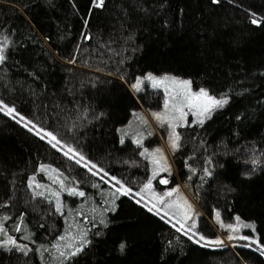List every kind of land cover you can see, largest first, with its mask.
<instances>
[{
  "label": "trees",
  "instance_id": "1",
  "mask_svg": "<svg viewBox=\"0 0 264 264\" xmlns=\"http://www.w3.org/2000/svg\"><path fill=\"white\" fill-rule=\"evenodd\" d=\"M4 37L0 107L15 114L0 111V243L11 237L24 251L0 247V264H264L259 244L229 239L226 227L252 223L264 247V0H0V46ZM148 72L189 77L228 100L180 127L164 171L205 214L194 207L195 235L110 179L136 189L155 171L141 153L160 144L154 125L169 130L153 116L164 94L144 79L132 87ZM69 146L76 155L64 154ZM82 232V251L60 257L54 245L74 251Z\"/></svg>",
  "mask_w": 264,
  "mask_h": 264
},
{
  "label": "snow or ice",
  "instance_id": "2",
  "mask_svg": "<svg viewBox=\"0 0 264 264\" xmlns=\"http://www.w3.org/2000/svg\"><path fill=\"white\" fill-rule=\"evenodd\" d=\"M216 2H218V0H213V3H216ZM103 3H104V0H93L94 7H102ZM251 23L254 25H258L261 23V21H259L257 19H252ZM3 39H4L3 46H0V63H3L4 60L6 59L5 49L7 47V37H4ZM145 80L151 81L153 88H159L161 86H164L165 93L168 97L167 99H165V102H164L165 112L164 113H153V116L156 120L160 121L162 126L164 123L167 122V123H169V126L173 128V130L169 136L170 144H171V147L173 148V150H175L179 146L178 141H179L180 137L175 132V127L168 120V116H167L168 111H174V112L178 113L179 116L176 117V119L183 121L184 118L188 114L187 112L184 111L185 108H187L189 112H192V114L194 116L203 117L205 115H210L212 111H214L218 108H223L228 103L227 98H216V97L210 95L208 93V91L205 89H201L199 92H193L191 90V81H188V80L178 81L175 78H169V77H163V78L157 79L156 77H153L151 74H149L147 77H145ZM168 82H170L174 87L170 89L167 86ZM141 83H142V81L138 78L137 82L135 84H133L132 87L138 92L141 90ZM170 101L172 102L171 103V109H169V102ZM0 111H5V114H7V115L15 114V109L10 108V107H8L6 109L3 107H0ZM22 121L25 122L26 127L29 123H31L30 121H25V117L20 116L19 120L17 122L20 123ZM198 122L200 124H203L204 121H203V119H199ZM28 130L29 131L35 130V134L40 136V139H42V140L45 139L46 137L50 138L49 139L50 143L53 141L55 142V143H52V147H54V148L60 144V141L57 139V137L55 135H53L50 132L43 131L42 129H38L35 124H32V126ZM41 132H43L42 135H41ZM149 134H151V133H149ZM123 142H124V140L122 137L121 143H123ZM134 143H136L139 146V145H141V140L136 139V140H134ZM69 153L76 155L75 150L70 146L67 147V151L64 154L67 156ZM155 153H161V150L156 149ZM155 153L150 154L153 156L152 162H153V164L159 165L160 162L163 161V155L161 154L159 157V160H157V159H155ZM141 155L145 156V155H149V154L147 153V150H145V152H142ZM69 158H72V157L69 156ZM80 161H85V157L83 155H80L77 163H79ZM253 163L255 164L256 161H253ZM84 166L85 167L88 166L87 161H85ZM96 168H97V165L91 164L89 171H91V169H96ZM159 170L160 171H167V167L166 166H160ZM96 174H97L96 172H92V175H96ZM157 174L158 173L154 171L153 178H155V176ZM206 174H208V173H206ZM104 175L107 176L108 174L104 173ZM110 179L114 180L116 184L120 185V188H118L116 191L120 192L121 195L127 196L129 194V192H131V189L125 188L124 185L121 183V181L117 180L115 177H111ZM105 182L107 183V181H105ZM160 182L163 184H166L167 180H161ZM37 187H39V185H37ZM151 187H152L151 180H149V182L144 185V189L150 190ZM61 188L63 189L62 183H61ZM144 189H142V191ZM172 191H176V190L173 189ZM67 192H68V195H70V196L76 195V196L83 197L85 195L84 192L77 191L75 188H68ZM36 195L43 196L44 193L43 192H37ZM55 195L57 196L56 211L59 212L61 210V203L59 200V194L56 193ZM165 195L170 197L172 195V192L165 193ZM114 198H118V197H114ZM159 199L162 200V198H159ZM181 201H183V198L178 197V199L176 201H172L169 204H166L165 207L175 206V207L179 208V207L183 206L188 211H190L191 205H188L187 201H183V204H181L180 203ZM137 203H139V201H137ZM153 207H155V205H153ZM148 210L152 211V208H149ZM158 212H159V209H157V213ZM185 215L187 217V212L185 213ZM5 219H7V217H5ZM216 219H217V221L220 220L219 213H217ZM237 220H239V217H237ZM101 223H103V221H101ZM221 226L224 227V225H221ZM195 227H196V225L193 222L191 225V228L188 229L187 231H191ZM226 227L229 228L232 232L238 231V228H236L232 225H227ZM245 227H252V225H245ZM181 228H184V224H181ZM16 230L19 231V228H17ZM180 230H181L180 228L177 229V231H180ZM0 232H5V230L2 226H0ZM193 235H195V233H193ZM84 236H86V233H83V232L80 233V237L82 240L81 246L75 247L74 251H70L67 254L63 251H60V245H58V244L54 245V247L59 252V256L64 257L66 259L68 255H71V256L77 255L80 251H82L83 246H85L88 243L87 240L83 239ZM228 238L233 239V237L231 235ZM59 239L63 241V240H65V237L61 236ZM189 239H192V236H189ZM240 239L249 240V237L241 236ZM200 240H205V238L203 236H200ZM198 242L199 241H194V243H198ZM222 243L223 242L219 239L213 240V241H206L205 240V244L220 245ZM250 243H257L258 244V241L251 240ZM9 245L16 247L17 250H19V251H24V248L17 245L16 241L14 239H12L11 237H8L6 240H4L2 243H0V247H7ZM64 246L67 247L68 249H72L74 247V244L73 243H66ZM248 246H250V245L249 244L244 245V247H248ZM124 247H125V245L122 243L120 245L121 250H123ZM260 250H261V254L264 255V248H261ZM25 254H27V253L25 252Z\"/></svg>",
  "mask_w": 264,
  "mask_h": 264
},
{
  "label": "rangeland",
  "instance_id": "3",
  "mask_svg": "<svg viewBox=\"0 0 264 264\" xmlns=\"http://www.w3.org/2000/svg\"><path fill=\"white\" fill-rule=\"evenodd\" d=\"M149 74H151L153 77H156L157 79L163 78V77H169V78H175L178 81H183V80H188L191 81V90L193 92H199L201 89H205L207 90L205 87H198L195 88L192 80L189 77H182L179 75H175L172 73H163V74H156V73H152V72H148L146 73L143 77H140V80L142 81L143 79L145 80V77H147ZM149 84L152 86L151 81H148ZM167 86L171 89L174 86L168 82ZM164 94V99H163V106H162V111H159V113H164L165 112V99H167V95L165 93L164 90V86L159 87ZM208 91V90H207ZM208 93L212 96H214L213 94H211L209 91ZM216 97V96H214ZM216 98H226V97H216ZM171 101L169 102V109H171ZM185 112H187V116L184 118L183 121L176 119V117L179 116L178 113L174 112V111H168L167 116H168V120L170 121V123L175 127V132L180 135V127L185 126L188 123L191 122H196L199 119H203L205 120V118L209 115H205L203 117H197L194 116L192 114V112H189L187 108L184 109ZM167 123V122H166ZM154 130L157 133L158 139H159V143L158 145H156L153 148H150L149 150H147V153L149 154L148 156L150 157L151 161H153V156L150 154L155 153L156 149H160L161 153H155V159L159 160L160 155H163V161L160 162L159 165H155V172H157L158 174L162 173L161 176H158L155 178H153V176L149 179L151 180V189H144V185L147 184L149 182H146L144 185L137 187L136 189L133 188H129L127 186H124L125 188L131 189V191L134 192L136 198H143L147 203V207L148 208H152V211L155 212L156 214H158L159 216L165 218L166 220H170V222L172 224H174L175 226H177L178 228H180L181 230L185 231L186 233L189 234H197L199 233V231L197 230V220H196V216H197V211L202 214L205 215L204 212L199 209V207L197 206L196 202L191 199L189 193L187 192L186 186L184 185V183L181 180H178L177 178V184L175 185H171V186H167L168 180L165 178V173L164 171H160L159 168L160 166H165L168 168L169 164L171 165L172 168H174V164L172 161V156H171V150H173V148L171 147L170 144V140H169V136L170 133L172 132L173 128L169 126L168 123V128L169 130H167V132L165 133V136L162 135L158 128H156V126L154 125ZM167 128V129H168ZM48 132V131H46ZM51 133V132H50ZM43 134V132H41V135ZM47 141H49L50 138H45ZM51 143H55L54 141ZM190 146H193V151L195 150L194 147H196L193 143L190 144ZM59 148H61L60 146H58ZM177 149V148H176ZM175 149V150H176ZM174 150V151H175ZM167 160L169 161V163H167ZM153 163V162H152ZM166 163V164H165ZM175 171V170H174ZM164 172V173H163ZM168 172V171H167ZM177 176V175H176ZM161 180H167L166 184L161 183ZM112 185L117 187L115 184V181H112ZM120 187H117V189ZM142 189H144L142 191ZM173 189H175L176 191H172ZM168 192H172V195L166 196L165 193ZM130 193V192H129ZM178 197H182L183 201H187L188 205H191V210L188 211L185 207L181 206V207H165L166 204H169L172 201H176L178 199ZM159 198H162V200H160ZM183 201H181L180 203L183 204ZM194 206H193V205ZM153 205H155V207H153ZM197 210H195L194 209ZM157 209H159V212L157 213ZM187 212V217L185 215V213ZM206 217V216H205ZM169 218V219H168ZM206 219L208 221H210L207 217ZM207 221V222H208ZM195 223L196 227L194 229H192L191 231H187L188 229L191 228L192 223ZM211 222V221H210ZM212 223V222H211ZM181 224H184V228H181ZM209 224V222H208ZM245 225H252V227H245ZM234 227L238 228V231L236 232H232L230 230V233L227 235V237L231 236H236V237H241V236H245V237H249L250 240H256L258 241L259 246H261V242L259 241L258 237L256 236V232H255V228L254 225L252 223H248V222H239L233 225ZM214 227V226H213ZM221 238L226 241V239L221 235ZM202 243V241H200ZM258 248H264V247H259Z\"/></svg>",
  "mask_w": 264,
  "mask_h": 264
}]
</instances>
